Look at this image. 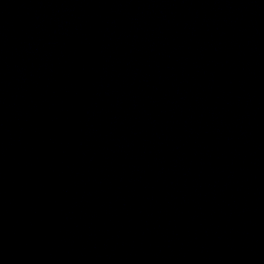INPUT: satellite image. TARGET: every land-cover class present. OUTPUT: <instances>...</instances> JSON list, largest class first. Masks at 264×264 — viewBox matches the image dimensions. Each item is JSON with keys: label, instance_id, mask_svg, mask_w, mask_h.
<instances>
[{"label": "water", "instance_id": "1", "mask_svg": "<svg viewBox=\"0 0 264 264\" xmlns=\"http://www.w3.org/2000/svg\"><path fill=\"white\" fill-rule=\"evenodd\" d=\"M0 264H264V0H0Z\"/></svg>", "mask_w": 264, "mask_h": 264}]
</instances>
